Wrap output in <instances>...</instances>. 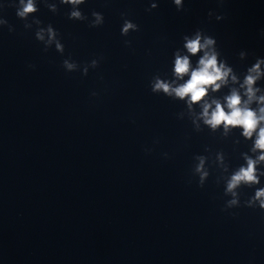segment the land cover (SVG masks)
<instances>
[{
  "label": "clouds",
  "instance_id": "clouds-1",
  "mask_svg": "<svg viewBox=\"0 0 264 264\" xmlns=\"http://www.w3.org/2000/svg\"><path fill=\"white\" fill-rule=\"evenodd\" d=\"M43 2L51 12L57 13L59 11L57 3L49 4L47 0H43ZM219 2L222 4L224 0H219ZM59 3L71 6L68 13L69 20L88 21V16L79 7L85 4L86 0H59ZM173 3L177 11L183 10L184 0H173ZM6 6L16 8V15L25 22V29H32L33 25L37 26L35 39L44 45L43 50L45 52L54 44L56 51L63 55L65 48L61 42L60 33L51 24L41 27L42 21L32 15L39 11L37 0H18V3L15 0H11L10 3L0 4V9ZM157 7L158 3L154 0L147 11H151ZM91 15L93 19L88 24L90 28L103 25L104 16L102 13L93 11ZM213 15L215 13L209 11L208 17L210 19ZM29 17H32L31 21H29ZM215 19L220 21L224 19V16L215 15ZM5 25L8 26L9 32L15 30L11 25H8L6 19H0V26ZM130 30L132 32L139 31V26L131 20L124 19L121 35L128 36ZM261 35H264V30L261 31ZM183 40L185 41L184 48L188 54L195 56L197 53H202L198 58L196 66L193 67L189 55H181L177 51L174 54V68L172 69L174 79L168 82L156 75L150 81V88L154 94L162 92L173 100L184 101L189 111L193 110L194 105H199L202 111L193 120L197 131L202 130L197 120H202L203 124L213 133L222 130V135L227 136L230 130H239L241 137L251 141L249 151L256 155H249L248 152L241 153L246 163L241 164L226 182L225 194H231L233 197V199L226 202V206L222 209V211H227V209L233 206H241L238 193L235 189L241 185L247 188H254V186L261 184V177H264V87L258 86L257 83L264 80L262 79L264 78V58L256 57L255 62L247 67L246 72L238 74L227 63L226 59H221L216 39L213 36L205 34L202 29L197 28L192 38H189L187 35L183 36ZM124 43L126 46H130L131 41L125 40ZM247 55V52L241 51L239 58L244 60ZM99 59H103V57ZM99 59L91 60L90 64L85 63L82 75H88L89 67L93 69L97 68L99 66ZM29 67L34 68L35 65L30 64ZM62 67L67 72H74L78 68V63L69 57L63 60ZM177 81L183 82L177 84ZM230 81L234 85L238 83L239 86L230 87L228 94L223 96V100L212 98L209 101L208 96L210 92H220L222 88L229 85ZM258 93L260 95H257ZM92 95L96 96L97 93L93 92ZM254 102L255 107H253ZM145 151L151 150L145 149ZM164 156L167 158L168 154L164 153ZM195 158L199 160L195 172L199 173L198 186L202 188L205 178L209 175L208 171L204 170L206 158L203 156ZM217 159L223 165L224 157L222 153H217ZM224 170L227 171L226 166ZM254 189V196L246 199L243 202V206L252 209L259 208L264 213V187H255ZM232 215H235V213Z\"/></svg>",
  "mask_w": 264,
  "mask_h": 264
}]
</instances>
